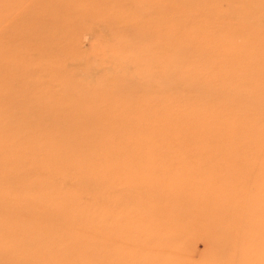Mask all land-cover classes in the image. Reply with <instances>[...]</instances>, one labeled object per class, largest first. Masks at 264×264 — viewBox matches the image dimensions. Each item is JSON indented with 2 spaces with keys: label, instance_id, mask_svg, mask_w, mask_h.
Wrapping results in <instances>:
<instances>
[{
  "label": "rangeland",
  "instance_id": "1",
  "mask_svg": "<svg viewBox=\"0 0 264 264\" xmlns=\"http://www.w3.org/2000/svg\"><path fill=\"white\" fill-rule=\"evenodd\" d=\"M13 3H25L26 16L31 12L36 16L42 6L48 12L57 10L56 3L81 10L65 16L69 26L62 35L67 36L72 54L54 64L58 73L52 74L49 62H43L45 71L31 64L14 76L22 78L15 87L19 97L11 99L0 90V124H9L0 125V149L9 148L0 151V160L8 159L0 163V210L4 206L0 222L29 236L18 246L25 251L33 246L49 248V264H263L258 258L264 247L257 252L253 243L250 255L248 246L242 248L248 261L232 258L235 247L230 243L236 242H231L229 224L220 233L213 222L207 224V217L237 215L234 230L240 232L238 223L243 220L246 237L249 232L264 234V98L251 96L249 104L226 109V96L262 92L264 97V0H0L1 57L5 51H16L9 49L10 38L29 36L28 26L19 32L18 21L12 36L7 32L18 10L10 14L5 6ZM83 5L99 8L102 17L80 16ZM48 39L49 35L44 37ZM27 56L31 54L19 53ZM213 73L219 79H213ZM225 79V92L218 94L214 84ZM212 89L216 99L209 96ZM35 108L44 114L37 115L36 110L25 117L27 121L18 118L21 110ZM158 108H162L159 118L153 113ZM243 109L249 110L244 117ZM20 121L25 123L23 129ZM175 121L191 128L208 122L235 140L229 145L244 154L230 171L231 180L241 172L236 178L242 189L237 198H219L222 184L216 186L214 178L202 180L208 177L203 173L205 160L218 175L228 170L223 162L211 164L206 151L216 148L196 142L195 148H183L178 136L169 138ZM83 138L90 150L84 158L73 155L80 157L75 162L67 158L61 163L50 151L56 148L67 157ZM167 140L169 146L161 147ZM158 144L161 148L152 149ZM159 152L162 155L151 154ZM200 152L207 158L204 154L195 160L193 155ZM41 159L48 166H41ZM142 164L149 173L170 174L144 180ZM76 169L84 172V178L70 174ZM187 171L190 178L185 177ZM187 186L210 192L193 195ZM36 204L42 212L33 207ZM197 208L209 211L194 213ZM12 209L18 212H9ZM201 236L210 240L213 251L203 253L206 244ZM220 243L230 246L231 254L220 255Z\"/></svg>",
  "mask_w": 264,
  "mask_h": 264
},
{
  "label": "bare ground",
  "instance_id": "2",
  "mask_svg": "<svg viewBox=\"0 0 264 264\" xmlns=\"http://www.w3.org/2000/svg\"><path fill=\"white\" fill-rule=\"evenodd\" d=\"M79 4H81V3H79ZM101 4H102L103 7H104V4L109 5V3H101ZM123 4L125 5V3H123ZM142 4H144V3H142ZM24 5H25V3H23V4L22 3H13L12 5L5 6V9L10 14L12 12H15L16 10H18V12L16 14V18H15V20H13L14 22L7 29V32H10L8 34H11V36H12L13 29L16 26V21H18L17 24L19 26H21V28L19 29L20 30L19 32H24V28H26L27 26H28L27 28H29V29H27L25 31V33H29L28 38L22 39L21 37H19V38H10L9 39V43H10L9 49L16 50V51H11V52L5 51V52H3L4 54L2 55V57L0 56V90H3L5 96H7V97H9L11 99L19 97V95L15 91V87L18 86V84H19V82H20V80L22 78H14L16 72L19 69L28 68V66H31V64H33V66H31V67H33V68H35L37 70H40V71H45L46 68H45L43 62H49V70H51L54 67V64L56 62L64 61V59H65V57L67 55L72 54V46L69 44L68 38H66L67 36L66 35L63 36L62 32L65 31V29H68V26H69V23L65 22V16L68 15L70 17V14H71L72 11L76 14L78 12V10H80L77 5L74 6V5H68V4H65V3H56L55 4L56 8H57V5H58V9L57 10H53V11L48 12V9L46 8V6H42L41 10L38 12V14L36 16L34 15L33 12H31V14L26 16V15H24L23 9H22ZM83 8H84V5H83ZM99 10H100L99 8H97V9L91 8V7L88 8V5H87V7H85L84 10H83L82 15H80V16L84 17L83 15L87 14L86 15L87 17H89V16H93L94 17L95 15L97 16L98 14H100ZM101 17H102V15H101ZM25 23H27V24H25ZM55 28L57 29L56 30L57 32H55L53 34L51 31H53V29H55ZM34 33H36L38 37H35L33 39ZM47 35L50 36V39H48L47 41H44V37H46ZM23 37H24V35H23ZM40 37H41V40H40ZM12 44L14 45V48H12ZM180 47L182 48V46H179V48ZM21 52L22 53L26 52L27 54H31L30 58L28 56H27V58L26 57H19V53H21ZM47 54H48L49 57H46ZM61 56H63V57H61ZM202 60H203V58H202ZM200 61H201V57H200ZM232 61L233 60L231 59V62ZM260 66H258V67L260 68ZM261 68H263V67H261ZM52 70H53L52 71L53 75H55L56 72L57 73L59 72V71L54 70V69H52ZM201 72L204 73L202 76H205L206 78L208 77V81L210 82V76L207 73H205L204 70H201ZM197 76L202 77V76L199 75V73L197 74ZM214 77H217L219 79V76H218L217 73H215V74L213 73V79H215ZM226 82H227V80L223 84H218V85L214 84V86L217 88L218 94H221V93L224 94L225 91H224L223 87L225 85H228L227 84L228 82L227 83ZM232 86L242 90L241 89L242 86H240V85H232ZM237 91H239V90H237ZM218 94L212 89V91L210 92L209 96L211 98H215L216 99V95H218ZM255 95L260 96L261 99L264 98L262 96V92H261L260 95H258V94H250L249 95V93L246 94V93H241L240 92L239 94H236L234 96H226L227 97L226 102L229 103V107L226 108V109L232 108L233 105H235V106L240 105L239 103L249 104V97L255 96ZM257 96H255V97L258 98ZM219 98H221V96L218 97V99ZM263 101H264V99H263ZM223 102H225V101H223ZM191 106H194V105L192 104ZM190 109L191 108H189V110ZM199 109L201 110L200 107H199ZM233 109H235V108L233 107ZM18 110H19V108L16 109V111H18ZM36 110H39V111H37V115L44 114L41 108H35L33 110H26L25 109V110H21L19 112L18 118L26 120L25 117L28 116L29 114H34L36 112ZM161 110H162V108H158V109L153 110V113L155 114V117L159 118V116H160L159 113L161 112ZM211 110H212V108H211ZM243 110L245 112H243L242 117H244L246 115L247 111L249 112V110H247V111L245 109H243ZM196 114H197V112H196ZM242 117H241V119H242ZM179 119H180V117H179ZM177 121H179V120H177ZM192 122H193V120H192ZM201 123L203 124V126H201L199 124V128H194V127L191 128L190 124H189V126L184 124V123L178 125L179 123L175 121V124L178 125V127L181 130L179 128H177L176 125L170 127L168 132H167L168 133V137L169 138H176L178 136V139H180L179 142L181 143V141H182V143H183V146H181L180 143H179V145L181 147H183V148H195V145H194L195 142H196L197 145L203 146L204 148H206V147H214V148H216L218 151H213V152L206 151V153L210 154L209 159L211 161V164H213V165L216 164V166H217L221 162H223L222 163L223 166H225V168H227L228 171H224L226 173L225 175L224 174L218 175V174H216V169H213V166L211 167L209 165V163L207 162V160H205L204 161L205 169H204L203 173L205 174L207 172L208 177L206 176L202 180L206 181L207 179L214 178V179H217L216 182L218 183V185L215 183L216 186H219L220 184H222V186L224 187L223 188L224 191L221 192L222 194H220L221 197H219V198H221V199H229V198H233V197L237 198L238 193L240 194L241 193L240 190H242V189H241V187L239 188L238 181L236 180V178L240 176L241 172L240 173H238V172L235 173L234 175H235L236 178L231 180L230 171H231V169H233L234 167H237V165L241 163V160L243 158L242 155H244V154H238L239 153V149L238 148H234V147L229 145V143H232V141H231V139H233L232 137H230L227 134H224L223 132H220L219 130L214 128L211 124H210L211 126H209L208 122H205V124H204V121H201ZM0 125L7 127L9 124H8V122H5V123H1ZM19 127H21L23 129L25 127V123H22L20 121ZM217 128H221V126H218ZM224 129L226 130L227 127L225 126ZM253 130H251V131H253ZM241 132H242V130H241ZM219 133H220V135H219ZM252 134H253V132H252ZM0 135H2V134L0 133ZM244 136H245V134H244ZM246 136H247V132H246ZM242 139H243V137H242ZM238 141H240V140H238ZM22 142H23V144L24 143L26 144V140H24ZM35 142L36 141L34 140V144H35ZM160 142L161 141H159V143ZM88 143L89 142L86 141L85 138H83V140L81 139V141L79 139L76 142V147L73 148V152L67 157H65L64 155L60 156V150H58L56 148L50 147V151H51V153H53L54 156H57L59 158L58 161L61 162V163L64 161V159H67V158L75 162L74 158H80V157H73V155L82 154V158H84L86 156V152H87L86 150L89 149V148H87L88 147ZM247 143H249V142H247ZM168 144H169L168 140L164 141V143H162L161 147H167V146H169ZM250 144L251 143H249V145ZM147 146H150V145H147ZM171 146H173V144ZM161 147H159V144H158V146L152 145V149H159ZM5 149H7V147ZM5 149H3L4 151H1V149H0L1 153L2 152H7V151H5ZM201 149H202V147H201ZM7 150H9V148ZM229 150H231V151H229ZM47 151H48V149H47ZM1 153H0V155H1ZM92 153L95 156L93 151H92ZM160 153L161 152H159V153H151V154L155 155V157H156V156L162 155ZM200 153H201L200 156H197L196 154L193 155L195 157V160L198 159V158H205L207 156V154L205 152H200ZM187 154H188V152H187ZM204 154H205V157H204ZM153 155H150V156H153ZM237 155H238V159L235 158V157H237ZM187 156L186 155H182L181 157L182 158H188ZM224 157H225V159H224ZM222 159H223V161H222ZM5 160H8V159L5 157L4 159L0 160V163L1 162L4 163ZM41 161L38 162L41 166H44V167L46 165L48 166L47 163H49V162H47V160L41 159ZM245 161H244V163L247 162V161L246 162ZM80 163L81 162L79 161L76 164L77 168H80ZM6 164H8V163H6ZM66 165H68V164H66ZM66 165H64V166H66ZM243 167H244V165H243ZM35 169H36V171H39L37 166H35ZM170 169L173 170L172 168H170ZM148 170H149V168H148L147 165H144V164L141 165V176H142V178L144 180L150 179V180H153V181H157L159 179V177H167V175L170 174V173H168L166 175H161L159 173L158 174L149 173ZM211 170H213V171L211 172ZM70 174L73 177H76V178H84V172L81 171L80 169H76L75 171H73ZM190 174H191V171H187L186 174H185V177H188ZM204 174H201V175H204ZM185 177H182V178L184 179ZM201 177H203V176H200V179H201ZM188 178H190V177H188ZM209 181L211 182V180H209ZM186 188H189L188 191H191L193 195L199 194L201 196H208L209 192H210V190H204L203 188L195 190V188L192 187V186H187ZM199 188H201V187H199ZM156 189L157 188H155V190ZM190 197H191V195H190ZM39 206L37 204L33 205V207L37 211L42 212V207H39ZM3 208H4V206L2 207V209ZM2 209L0 210L1 212L4 211V209L3 210ZM17 210L18 209H16V210L12 209V210H9V212L10 211L18 212ZM193 211H194V213L196 211V212H201L202 214H207L209 209H206V208L205 209H199V208H197V209H193ZM177 213H179V212H177ZM234 216H237V215H233V216H230L228 218H222L221 220L216 219V218L207 217V220H208L207 224H211L213 222L212 224L214 225V227L216 229L218 228V231H219V229L223 228L224 225L228 223L229 226H230L231 242H236V244L230 243V246H234L235 249H234V251L231 254V252H230V250L228 248L230 246H227V245H225L223 243H220L221 248H218L219 254L223 255L225 253H229L230 252L232 258H234V259L238 258L239 260H242V261H248L247 257L243 253L242 248L245 249V246H248L249 247V255H250V251L253 249V247H251V243H253L254 247H258L257 248V252H258V249L260 250V247H262V246L264 247V234L255 235V234L249 232V235L246 237L247 234L245 235L246 231L243 229V224L244 223H243L242 218H241L242 221H240L238 223L239 224L238 229L240 230V232L234 230V226L233 225L235 223H237ZM247 220L249 221V215H247ZM203 224H204L205 227H207L206 223H203ZM203 224H201V225H203ZM216 225H218V227H216ZM9 226H10L9 223L5 222L3 224L2 222H0V264H34V263L35 264H49L48 263L49 261H46V258L50 257V253L49 252H51V251L49 250V248L39 247V249H38V247H35V246L32 245L33 248L32 247H28L26 249V251H25L24 248H21V247L18 246V243H19L21 238H24V237H28L29 238V236L27 234L17 233V231H13L12 232L11 231V227H9ZM203 230H204V228H203ZM190 234H191V232H190ZM8 236L11 237V240H10V238H6ZM108 236H110V235H108ZM108 236L106 235L107 238H109ZM222 236L224 238L223 234H222ZM30 237H36V235H30ZM261 237L263 238V241L258 243L260 240L258 241L257 238L261 239ZM201 238H203L205 240V244H206V250L203 251V253L208 251V250L209 251H213L214 250V246L212 245L210 240L208 238L204 237V236L203 237L201 236ZM54 249L56 250L55 246H54ZM43 255H44V257H43ZM262 255L264 256V252H263ZM252 256L256 258L255 253ZM263 256H259L258 260L262 259V262L264 264V257ZM54 259H55V257L51 258L52 261H54ZM247 263H249V262H247Z\"/></svg>",
  "mask_w": 264,
  "mask_h": 264
}]
</instances>
